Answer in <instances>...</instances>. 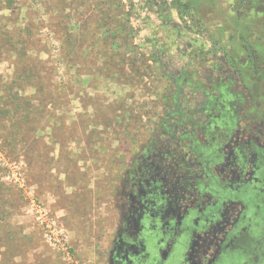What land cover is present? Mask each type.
Listing matches in <instances>:
<instances>
[{
    "label": "rangeland",
    "instance_id": "rangeland-1",
    "mask_svg": "<svg viewBox=\"0 0 264 264\" xmlns=\"http://www.w3.org/2000/svg\"><path fill=\"white\" fill-rule=\"evenodd\" d=\"M10 1L0 12V29L14 40L20 29L28 40L17 47L28 46L27 54L43 63L42 93L51 91L54 104L27 86L20 96H26L28 109L39 106L49 114H31L32 122H20L13 138L11 122L17 120L0 117V184L7 188L1 192L0 230L39 244L27 254L28 264L37 254L51 264H101L113 187L160 112L165 76L195 71L201 63L191 54L207 57L209 33L220 22L208 5L197 6L204 24L182 20L171 0ZM204 2L215 14L221 8L229 14L228 0H198ZM13 61L10 52L0 53V83L10 82ZM30 127L35 135H28ZM61 151L70 160L66 168ZM35 154L51 164L37 163ZM64 240L68 250L59 247Z\"/></svg>",
    "mask_w": 264,
    "mask_h": 264
},
{
    "label": "flooded vegetation",
    "instance_id": "flooded-vegetation-1",
    "mask_svg": "<svg viewBox=\"0 0 264 264\" xmlns=\"http://www.w3.org/2000/svg\"><path fill=\"white\" fill-rule=\"evenodd\" d=\"M248 17L255 55L218 23L195 71L165 76L113 187L101 264H264L263 0Z\"/></svg>",
    "mask_w": 264,
    "mask_h": 264
},
{
    "label": "trees",
    "instance_id": "trees-1",
    "mask_svg": "<svg viewBox=\"0 0 264 264\" xmlns=\"http://www.w3.org/2000/svg\"><path fill=\"white\" fill-rule=\"evenodd\" d=\"M232 4L226 7L229 12L228 15L223 14V8L220 9V13H216L213 11L212 7L208 3H198V0H171L172 6L176 11L177 15H179L180 19L184 20V17L187 16L194 23H203L200 17L197 14V6L202 7L203 5H208L210 7L212 13H214V19L221 23V30H228L231 28L235 32V35L231 36V40L233 43L231 44L235 47H242L247 50L248 53L255 55V52L251 49V44L248 43L249 32L252 30V23L249 21L248 10L251 7V4L254 0H232ZM264 1V0H263ZM3 2V1H2ZM4 3V2H3ZM11 1L8 0V4H3L0 2V12L9 5L11 6ZM4 17L0 16V25H2V20ZM204 24V23H203ZM17 30V29H16ZM20 29L16 32L17 38L19 40H14L11 35L7 31H1L0 29V53L2 51L10 52L11 57L13 56V67L14 74L10 80V82L0 83V105H3L6 108H0V117H3L6 120L16 119L17 121L11 122L13 127H16L17 133L11 134V137H17L19 135L18 125L20 122L22 125H28L32 121L30 120V115L38 114L41 116H47L49 112L47 110L40 109L39 106L35 107V111L32 109H28L30 105L29 101L26 100V96H20V91L24 92L25 87L29 86L31 89H37V93L42 95L41 101L48 102L54 104V100L51 101V91H48L46 94H43L42 91L46 87V85L42 82L44 79L41 75V66L43 63L35 62V60L27 54L28 46H20L19 44H25V39H22L20 36ZM69 30V29H68ZM25 34L29 36L30 32L25 28ZM157 62V61H156ZM121 64V63H120ZM119 66V65H118ZM133 66V65H132ZM132 70L138 72V68L133 66ZM48 73V72H47ZM124 74V71H123ZM47 78V77H46ZM33 80H39V85L34 86ZM16 89V91H15ZM14 90V91H13ZM13 91V92H12ZM29 99V98H28ZM21 101V103H19ZM22 105L25 108H22ZM9 107V108H7ZM45 109V108H44ZM21 110V111H20ZM21 113H20V112ZM52 118V114L46 117L45 120L49 122ZM10 123V122H9ZM28 130H32V133L28 135H35L37 130L35 128H28ZM22 137V135H21ZM23 145L26 144V141H22ZM65 141L59 140V146H64ZM62 148V147H61ZM39 154V153H38ZM35 154V161L39 164H44L49 166L52 162L51 159H45L43 155ZM48 155V154H46ZM67 154L63 151L59 153L61 160H65L64 167L66 168L70 162L68 160ZM109 187V186H108ZM7 188L4 185L0 184V202L2 203V193L3 190ZM5 191V190H4ZM14 235H6L0 230V264H28L26 256L29 251H33L38 248L39 244L34 240H30L25 242L20 239V237H12ZM20 242H19V240ZM17 241V242H16ZM49 258V257H48ZM52 262L49 259L43 258L41 256L35 255L33 262L29 264H51Z\"/></svg>",
    "mask_w": 264,
    "mask_h": 264
},
{
    "label": "built area",
    "instance_id": "built-area-1",
    "mask_svg": "<svg viewBox=\"0 0 264 264\" xmlns=\"http://www.w3.org/2000/svg\"><path fill=\"white\" fill-rule=\"evenodd\" d=\"M64 242H65V240L63 242H60L59 247H61L62 250H68L67 248H64V245H65Z\"/></svg>",
    "mask_w": 264,
    "mask_h": 264
}]
</instances>
